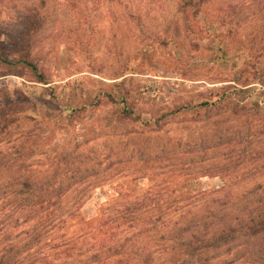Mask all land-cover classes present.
I'll use <instances>...</instances> for the list:
<instances>
[{
    "label": "rangeland",
    "instance_id": "1",
    "mask_svg": "<svg viewBox=\"0 0 264 264\" xmlns=\"http://www.w3.org/2000/svg\"><path fill=\"white\" fill-rule=\"evenodd\" d=\"M175 4L0 0V58L11 63L0 61V122L12 117L0 132V222L22 221V207L7 196L15 188H3L22 178L53 185L62 194L61 211L78 206L64 236L77 234L100 212L119 215L122 198L154 192L179 198L164 210L178 208L177 224L166 216L155 231L131 237V249L114 252L110 264H160L176 233L177 241L197 246L189 264H254L236 254L233 243L200 246L224 224L233 225L236 213L255 208L261 215L264 209V0H207L202 8L218 21L214 33L204 31L200 19L191 22L192 32L184 31ZM26 17L42 21L28 56L41 82L17 61ZM220 95L222 105L214 102ZM178 106L184 109L176 112ZM121 109L128 117L115 116ZM161 114L160 127L144 124ZM218 134L224 140L214 146ZM176 139L206 140L210 148L203 160L182 163ZM197 192L205 193L199 207ZM205 215L212 217L206 221ZM186 220L191 238L180 237ZM120 229L123 234L125 226ZM5 242L0 238V248ZM94 246L82 242L68 258L34 262L19 254L13 260L88 264ZM185 249L180 242L177 264Z\"/></svg>",
    "mask_w": 264,
    "mask_h": 264
},
{
    "label": "trees",
    "instance_id": "2",
    "mask_svg": "<svg viewBox=\"0 0 264 264\" xmlns=\"http://www.w3.org/2000/svg\"><path fill=\"white\" fill-rule=\"evenodd\" d=\"M206 2L207 0H176V14L180 16L181 26L184 31L192 32L194 25H191V22L200 19L202 20V29L204 31L215 32L214 24H217L218 21L211 20L205 15L202 7ZM41 24L42 21L37 18L26 17L24 31L20 34V56L17 61L24 64L33 73H36V66L29 60L28 56L30 54L31 40ZM0 61L6 65L11 64L3 58H0ZM35 75L37 81H43L41 74L36 73ZM223 100L224 97L220 95L214 102L222 105ZM203 105L206 107L208 103L204 102ZM182 109H184L182 106H178L176 112H181ZM69 112H71V109H69ZM128 115L124 109L115 112V116L119 119L128 117ZM164 117H166V114H161L155 120L145 121L144 124L160 127L161 125H158V123ZM1 120L0 132L11 123L12 117H2ZM223 140L224 136L222 134L216 135L214 146L221 145ZM205 141L204 143L194 144L181 142L180 139H176V155H178L176 159L182 163L194 161V159L203 160L205 158V149L210 148V146L205 145ZM192 154H196V156L193 157ZM183 165L181 164L180 166L183 167ZM86 169V167L83 168V171L87 172ZM12 186L15 190L9 191L7 196L10 201L22 207V221L19 222L18 216H16L9 225L7 223L3 224V221L0 222V238L6 241L0 248V264H15L13 258L19 254L31 255L32 259L30 260H35L34 257L38 260H46L48 255H60L62 258L72 257L80 249V244L86 241L95 245L94 250L88 256V264H110V257L114 252L120 251V254H125L126 250L131 249V237L146 236L150 231H155L158 227L157 224L165 223L166 216H170L169 219L175 220L174 225H176L180 215L177 212L178 208L169 214L164 212L165 209L179 201L177 196H174L175 198H172V196L163 198L154 192H147L140 196L134 195L122 198L121 203L123 204L120 205L119 215L113 216L109 212H100L91 224L87 222L90 226L82 224L77 234L64 236L62 230L65 227V222L67 219H72V217L77 215L78 206L73 207L71 210L61 211L59 203L62 194L58 190H51L53 186L51 184L36 183L22 178L16 180L13 184L3 186V188ZM59 186H57L58 189ZM196 195L199 196L196 207H199L204 204L202 199L205 193L197 192ZM223 204H227V202H220L221 206ZM160 205L161 209L159 208ZM254 210L255 208H251L243 215L239 212L236 213L231 218V220L235 221L233 225L224 226L225 224H222L223 227L218 230V233L214 237L205 240L200 247L206 248L210 246L211 248L219 249L223 245L233 243L236 247H239L236 254L248 256L254 264H264V244L259 242L264 236V209H262L261 215L259 213L257 215L254 214ZM189 213V209H186L184 211L185 215H183L187 217ZM192 217H194L193 214L190 219ZM211 217V215H205L203 219L207 221ZM200 219L202 218L200 217ZM123 225L126 233L124 231L121 234L122 229L119 232L115 231ZM182 226L180 237H193V230L189 221L186 220ZM141 228L143 229L140 230ZM59 233L60 235H58ZM51 234L52 238L49 239L48 236ZM177 238L178 234L176 233L175 245L172 248H170V245L168 246L171 251L170 256L164 259L165 262L163 261L160 264L176 263L180 242L186 248L184 253L186 256L182 258V264H189L190 258L195 255L197 246L190 245V241H184L185 239L177 241ZM124 243L127 244L124 245ZM44 247L46 248L44 249ZM122 247L124 248L120 249ZM144 249L145 245L140 248L141 254ZM134 256H136V253ZM34 262L29 261L26 264H33ZM129 262L132 263L131 261Z\"/></svg>",
    "mask_w": 264,
    "mask_h": 264
}]
</instances>
